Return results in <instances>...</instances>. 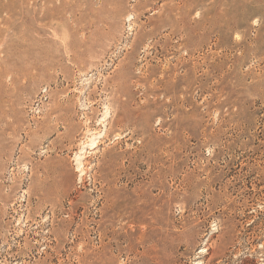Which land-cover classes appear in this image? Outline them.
Segmentation results:
<instances>
[{"label":"rangeland","instance_id":"obj_1","mask_svg":"<svg viewBox=\"0 0 264 264\" xmlns=\"http://www.w3.org/2000/svg\"><path fill=\"white\" fill-rule=\"evenodd\" d=\"M0 264H264V0H0Z\"/></svg>","mask_w":264,"mask_h":264},{"label":"bare ground","instance_id":"obj_2","mask_svg":"<svg viewBox=\"0 0 264 264\" xmlns=\"http://www.w3.org/2000/svg\"><path fill=\"white\" fill-rule=\"evenodd\" d=\"M96 143L94 141L90 142L89 147H93ZM88 147V148H89ZM86 149V148H85Z\"/></svg>","mask_w":264,"mask_h":264}]
</instances>
